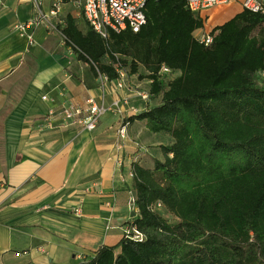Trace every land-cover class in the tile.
Segmentation results:
<instances>
[{
	"label": "trees",
	"instance_id": "trees-1",
	"mask_svg": "<svg viewBox=\"0 0 264 264\" xmlns=\"http://www.w3.org/2000/svg\"><path fill=\"white\" fill-rule=\"evenodd\" d=\"M144 13L137 32L107 38L72 19L61 29L96 76L146 71L159 100L123 121L171 138L151 168L132 166L138 211L124 225L140 238L123 232L77 264H264V10L242 8L208 44L185 0H147ZM161 64L178 74H157Z\"/></svg>",
	"mask_w": 264,
	"mask_h": 264
},
{
	"label": "crops",
	"instance_id": "crops-1",
	"mask_svg": "<svg viewBox=\"0 0 264 264\" xmlns=\"http://www.w3.org/2000/svg\"><path fill=\"white\" fill-rule=\"evenodd\" d=\"M37 1L47 21L29 25L34 0H0V264H77L122 237L124 223L138 211L133 163L151 168L171 138L141 120L126 122L119 135L126 116L159 97L137 95L149 84H105L102 90L61 32L67 19L88 30L79 2L60 0L49 15L55 0ZM240 1L205 10L204 25L194 33L231 18ZM142 74L138 69L128 78L148 82ZM118 97L126 102L109 107L90 131L54 117L68 104L84 108L92 98L109 106Z\"/></svg>",
	"mask_w": 264,
	"mask_h": 264
},
{
	"label": "built area",
	"instance_id": "built-area-1",
	"mask_svg": "<svg viewBox=\"0 0 264 264\" xmlns=\"http://www.w3.org/2000/svg\"><path fill=\"white\" fill-rule=\"evenodd\" d=\"M146 1L147 0H80L79 4L81 14L91 30L101 37L107 38L111 32L118 33L125 29L137 32L146 22V16L144 13ZM185 1L190 11L202 15L208 8L224 5L232 0ZM59 2L60 0H55L52 3L48 12L49 15H55L57 13ZM240 4L242 8H246L251 11L264 10L263 0H241ZM34 5L36 7V15L28 21L29 25L38 24L43 21L46 22L47 16L40 9L37 0H34ZM24 27L25 26H23V28ZM195 35L202 43L208 44L212 41L210 29L202 30L200 34ZM115 70L118 73V76L114 79H108L106 75L98 73L97 77L102 90L105 84H111L113 88H122L123 84H126L125 81L128 79L127 69L117 65ZM157 74L163 75L166 79H172L178 73L165 64H161L157 70ZM150 82L151 80L149 79L148 83ZM137 95L145 101L150 97L148 90H138ZM125 102L126 97H118L114 99L109 106H106L103 103L99 104L95 102L92 98H88L86 99L87 106L84 108L75 104H68L56 112L54 117L59 116L62 121H65L66 123H74L90 131L95 129L100 116L109 107L119 108L121 103ZM125 125L126 122H123L119 127L118 132L121 137L125 135ZM130 175L133 176V170H131ZM75 211H78V208H75ZM131 230L133 231L132 236L134 238H140L141 235L134 227L125 225L123 232L129 233Z\"/></svg>",
	"mask_w": 264,
	"mask_h": 264
},
{
	"label": "rangeland",
	"instance_id": "rangeland-1",
	"mask_svg": "<svg viewBox=\"0 0 264 264\" xmlns=\"http://www.w3.org/2000/svg\"><path fill=\"white\" fill-rule=\"evenodd\" d=\"M74 1L79 2L78 0H74ZM126 69H127V71L129 70V65L126 66ZM140 70L143 71L142 68H140ZM260 80H261V78H260ZM125 82H126V84H149L148 82H146V79H144V78H137L136 76L131 77V78H128V81L126 80ZM160 135L167 137V135H164L163 133H160ZM163 138L164 139H161V140L162 141H165L166 138L165 137H163ZM154 207L157 210H159L160 213H162L165 216V218H167L168 220H170V222L174 221V217L172 215H170L168 212H166L162 207H160L159 204H155Z\"/></svg>",
	"mask_w": 264,
	"mask_h": 264
}]
</instances>
